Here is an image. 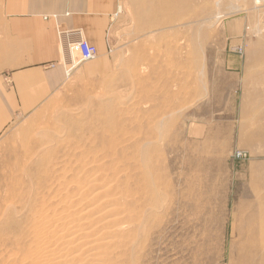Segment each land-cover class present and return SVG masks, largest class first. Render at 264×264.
<instances>
[{
	"label": "rangeland",
	"instance_id": "1",
	"mask_svg": "<svg viewBox=\"0 0 264 264\" xmlns=\"http://www.w3.org/2000/svg\"><path fill=\"white\" fill-rule=\"evenodd\" d=\"M120 7L112 53L0 136V264H31L48 221L92 226L100 176L125 211L106 264H264V0Z\"/></svg>",
	"mask_w": 264,
	"mask_h": 264
},
{
	"label": "crops",
	"instance_id": "2",
	"mask_svg": "<svg viewBox=\"0 0 264 264\" xmlns=\"http://www.w3.org/2000/svg\"><path fill=\"white\" fill-rule=\"evenodd\" d=\"M120 4L121 0H0V136L66 86L60 33L80 31L102 58L108 53V34ZM107 70L108 64L100 60L82 73L101 76Z\"/></svg>",
	"mask_w": 264,
	"mask_h": 264
},
{
	"label": "bare ground",
	"instance_id": "3",
	"mask_svg": "<svg viewBox=\"0 0 264 264\" xmlns=\"http://www.w3.org/2000/svg\"><path fill=\"white\" fill-rule=\"evenodd\" d=\"M108 43H109V41H108ZM108 50H109V53H112V49L110 48V45H108ZM238 154H236V156ZM116 165H118V164H115V166ZM99 166H101V165H99ZM99 166L96 167L95 170H97L99 168ZM102 167H104V165ZM100 169H101V171H103L102 168H100ZM114 170L115 169H113V171ZM101 171H97V173L99 174ZM98 174L96 176H98ZM94 175H95V173H94ZM94 175H93V177H96ZM117 176H118V174H117ZM100 177H102V176H100ZM100 177L99 178L97 177L99 180L95 179V180L90 181V182L93 181L91 183L92 186L97 188V190H96L97 195L96 196L98 198L97 199L98 201L97 202L95 201V203H93L94 204L93 206L89 205L90 206V207L88 206L89 210L86 212L87 213L88 212H94L95 210H97V206L100 205V203L107 202L110 204H108L107 207H105V210L103 212L98 210L99 212L95 211L96 213L93 215L94 217L90 216L91 218H93L92 221L90 220L91 221L90 225H92V226L88 227L87 229L84 228L86 225H84V226L78 225V224L84 223L82 221L81 222H75V221L71 222V220L70 221L67 220V223H66L65 218L64 219L60 218L59 220H51V221L47 220L49 222V225L46 222L45 227H42V229L38 232V240L37 241H39V246L37 248H35L36 250L33 249V251H35L33 253V254H35V258L31 257V260L33 259L31 264H71V261L73 258H81V261H82L81 263H83V264H106L109 261V259H110L109 256L112 253L110 250L115 248L116 245L119 244V241L123 238V235H125V233L123 234L122 229H118V228L116 229V225L120 222L122 217L125 215L124 214L125 211L120 209L121 208L120 205L117 206L118 203H120V202L122 203V201H121L122 199L120 200V202H118L119 198L116 197V196H118V194H116V192H115L117 189L112 188L111 187L112 185L110 186L109 183H108L109 185H107V187H106V185L105 186L99 185L98 183H100L101 180H103V181L105 180V178L101 179ZM104 177H105V175H104ZM109 178H111V176ZM109 178H107V181ZM111 180H114L113 182H111L109 180L112 184H114L115 183L114 177H113V179L111 178ZM121 182H122V180H121ZM106 184H107V182H106ZM116 184L117 183H115V185ZM125 186H123V187H125ZM88 187H89V185H88ZM114 189H116V190H114ZM126 191H128V188L126 189ZM125 194H127V192ZM125 194H124V196H126ZM79 195L82 196L81 193ZM119 196H121V194H119ZM86 200L84 199L83 201H86ZM102 205H104V204H102ZM118 207H120V208H118ZM123 208H124V206H123ZM74 215H75L74 213L70 214L69 216H67V219H68V217L70 219V216L72 217ZM48 219H50V218H48ZM78 221H80V220H78ZM69 223H71V225L74 224V226L76 228H74V226H73V229L71 230L70 228H68L69 226L65 227V225H67ZM121 223H122V221H121ZM122 224L124 225V223H122ZM52 228H54V229H52ZM125 238H127V237H125ZM123 241H125V240H123ZM261 244L263 245L264 242H262ZM118 247H117V249H118ZM121 248H123V247H121ZM33 251L31 250V252H33ZM70 253L72 254V258H70L71 257ZM31 256H33V255H31ZM120 257L121 256H119V258ZM116 260H117V258H116ZM109 262H111V259Z\"/></svg>",
	"mask_w": 264,
	"mask_h": 264
},
{
	"label": "built area",
	"instance_id": "4",
	"mask_svg": "<svg viewBox=\"0 0 264 264\" xmlns=\"http://www.w3.org/2000/svg\"><path fill=\"white\" fill-rule=\"evenodd\" d=\"M60 47L64 53L63 64L67 68L68 72L66 74L69 77L83 63L94 60L97 57L96 48L83 38L80 31L61 32ZM236 52L243 55L242 48H237ZM237 157L243 158V155L239 153Z\"/></svg>",
	"mask_w": 264,
	"mask_h": 264
}]
</instances>
